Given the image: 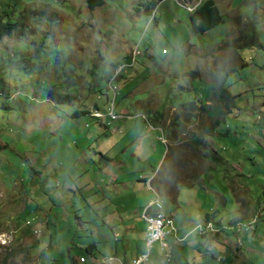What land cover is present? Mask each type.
Listing matches in <instances>:
<instances>
[{
    "label": "rangeland",
    "instance_id": "rangeland-1",
    "mask_svg": "<svg viewBox=\"0 0 264 264\" xmlns=\"http://www.w3.org/2000/svg\"><path fill=\"white\" fill-rule=\"evenodd\" d=\"M213 1L224 21L192 34L184 0H0L17 22L0 31V264H130L153 191L189 233L166 237L165 264H264V0ZM206 214L257 222L189 232Z\"/></svg>",
    "mask_w": 264,
    "mask_h": 264
},
{
    "label": "trees",
    "instance_id": "trees-1",
    "mask_svg": "<svg viewBox=\"0 0 264 264\" xmlns=\"http://www.w3.org/2000/svg\"><path fill=\"white\" fill-rule=\"evenodd\" d=\"M160 1V0H151L149 6H155V4ZM185 1L191 2L193 0H184V3L186 6H189ZM87 5L90 9L94 8L95 6H99L103 4V0H86ZM194 6L193 9L188 10L189 12V23H190V30L192 34H199V33H204L207 30L213 28L220 22L224 21L222 18L215 2L213 0H200V2L196 5H191ZM147 9L149 8L148 6L146 7ZM138 9V8H137ZM5 19V21H4ZM3 20L0 21V31H2V27L5 30L10 31L11 29L15 28L17 25V22H12L9 18L8 15H5ZM19 21V19H17ZM114 65V67L118 66V63H111ZM0 69L2 70V73H5L4 71L7 69V64H2L0 63ZM233 69H230L226 71V74L231 72ZM119 74V73H118ZM222 75V73H221ZM223 76V75H222ZM218 83V84H216ZM210 86L212 87V96L210 97L207 102H211L213 100H217L220 102L224 108L226 109V113L230 111V109L233 107V99L234 95L231 94V92L224 86L223 81H217L215 80L214 82L210 83ZM51 95L53 94L55 100L57 102H66L70 101L73 97L72 95L69 94H57L54 89H51L49 92ZM189 103L187 102V105ZM189 106V105H188ZM190 107V106H189ZM192 109H196L197 106L193 105V107H190ZM199 110L204 111L205 109L202 107L197 108ZM210 113L216 112L217 114L223 115L225 112L222 111V109L219 106H215L210 109ZM219 124V120L215 121L214 125L208 126L206 128L207 132L210 133L214 128L216 127L215 125ZM200 143V140H198ZM140 179H143L140 177ZM146 179V178H144ZM250 219V218H248ZM205 220H213L214 222V217L212 214H206L205 215ZM229 231L232 233V230H226V232ZM254 230H246V231H239L240 233L243 232V234H246L247 232H253ZM225 232V231H224ZM235 232V231H234ZM205 235H202L204 237ZM94 245H89L87 247V251L89 255L94 254ZM100 262V261H99ZM188 262H184V264H187Z\"/></svg>",
    "mask_w": 264,
    "mask_h": 264
},
{
    "label": "built area",
    "instance_id": "built-area-1",
    "mask_svg": "<svg viewBox=\"0 0 264 264\" xmlns=\"http://www.w3.org/2000/svg\"><path fill=\"white\" fill-rule=\"evenodd\" d=\"M186 8L188 10H191L194 8V6L192 7L186 6ZM107 113H115L112 104L111 107L108 108ZM98 116H101V113H98ZM150 127L152 126L150 125ZM159 138L162 141H164L161 135ZM153 193H154V198L151 200V213L148 215H141L142 220L146 224V231L144 233V239H143L145 252L134 258L130 264H139L140 261H148L149 249L152 247L154 242H158L159 249L161 252L158 262L159 264H165V262L167 261L165 257V247L167 242L166 237L171 236L174 239L182 240L184 237L188 235V233H186L183 238L179 237L177 228L174 226L171 216L163 212V203L160 195L156 191H153ZM256 222H257V214H254L252 218L246 221L237 222V223L234 222L231 224L229 223V224L215 225V222L211 220H205L203 222H199V224L197 223L193 227L192 231L196 230V234L200 235V233L205 229H211V228L232 230V232L254 230ZM79 261L84 262L85 257L80 256ZM113 261H117L120 264H124L120 259H118L114 255L109 257H102V264H112Z\"/></svg>",
    "mask_w": 264,
    "mask_h": 264
},
{
    "label": "crops",
    "instance_id": "crops-1",
    "mask_svg": "<svg viewBox=\"0 0 264 264\" xmlns=\"http://www.w3.org/2000/svg\"><path fill=\"white\" fill-rule=\"evenodd\" d=\"M160 1H161V0H160ZM96 109H97V106H96ZM130 127L133 128V125L130 124ZM159 137H160V136H158V139L161 140ZM161 141H162V140H161ZM162 142H164V144H165V139H164V141H162ZM132 155L134 156V154H132ZM139 177H140V176H139ZM150 201H151V200H149V201L146 203V205H147ZM150 203H151V202H150ZM150 203H149V204H150ZM149 204H148V205H149ZM146 205H145V206H146ZM238 206H239V204H238ZM243 209H244L245 211H247L246 203H245V206H242V208H240V211H242ZM149 212L151 213V209L149 210ZM169 216H171V215H169ZM247 216H248V215H247ZM171 217H172V216H171ZM204 219H205V217H204ZM214 221H215V220H214ZM196 224H197V223H196ZM192 229H193V228H192ZM192 229H191L189 232H191ZM185 234H186V233H184L182 236L184 237ZM246 235H248V233H247ZM182 236H180V237H182ZM196 236L202 237V236L197 235V234H196ZM183 237H182V238H183ZM214 237H216V236H214ZM143 238H144V236H143ZM202 239H203V238H202ZM241 255H242V254H241ZM167 261H168V260H167ZM200 264H204V262H201Z\"/></svg>",
    "mask_w": 264,
    "mask_h": 264
},
{
    "label": "clouds",
    "instance_id": "clouds-1",
    "mask_svg": "<svg viewBox=\"0 0 264 264\" xmlns=\"http://www.w3.org/2000/svg\"><path fill=\"white\" fill-rule=\"evenodd\" d=\"M199 2H200V1H199ZM194 5H196V4H194ZM190 6H191V5H190ZM191 7H192V6H191ZM185 8H186V5H185ZM112 105H113V104H112ZM95 112L101 113V112H99V110H97V109L95 108V111L93 112V116H95V115H94ZM101 116H103L102 113H101ZM101 116H95V117H101ZM116 119H117V118H116ZM110 120H114V119H110ZM145 120H146V122H147V124H148V127H150L151 124L147 121L146 117H145ZM151 126H152V125H151ZM163 139H164V138H163ZM171 218H172V217H171ZM203 221H205V219H204ZM203 221H202V222H203ZM188 234H189V233H188ZM187 236H188V235H187ZM187 236H186V237H187ZM182 237H183V236H182ZM173 239H174V238H173ZM85 259H86V258H85Z\"/></svg>",
    "mask_w": 264,
    "mask_h": 264
},
{
    "label": "bare ground",
    "instance_id": "bare-ground-1",
    "mask_svg": "<svg viewBox=\"0 0 264 264\" xmlns=\"http://www.w3.org/2000/svg\"><path fill=\"white\" fill-rule=\"evenodd\" d=\"M212 221H213V220H212ZM214 222H215V221H214ZM217 224H218V223H217ZM205 231H206V230L202 231L201 234H204ZM242 233H243V232H242ZM235 235H236V234H235ZM167 247H168V245H167V243H166V247H165V248H167ZM166 260H169V256H168V257L166 256ZM145 262H147V261H140L139 264H145Z\"/></svg>",
    "mask_w": 264,
    "mask_h": 264
}]
</instances>
